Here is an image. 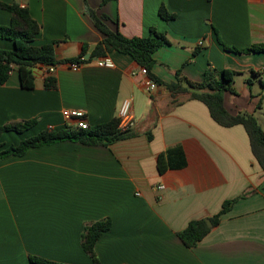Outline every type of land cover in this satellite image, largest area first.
Segmentation results:
<instances>
[{"label":"crops","instance_id":"obj_1","mask_svg":"<svg viewBox=\"0 0 264 264\" xmlns=\"http://www.w3.org/2000/svg\"><path fill=\"white\" fill-rule=\"evenodd\" d=\"M29 9L41 27L33 45L56 43V88H47L45 67L34 88H24L15 67L0 85V128L35 120L22 133L2 132L4 147L18 145L66 121L64 110H83L91 126L119 118L126 99L136 126L129 138L109 146L69 140L0 160V264H33L31 256L67 264H92L81 245L85 227L105 219L110 229L95 244L100 264H264V170L253 157L242 125L223 127L208 106L181 93L174 101L164 86L148 93L142 67L118 51L83 63L74 72L64 62L95 50L104 35L86 14L84 0H0ZM112 31L147 38L165 33L169 45L154 54L152 75L166 84L177 72L192 83L207 68L238 73L236 94L226 92L231 115L253 114L264 129V53H233L264 44V0H86ZM165 6L172 20L160 17ZM0 8V25H10ZM201 42L202 44H199ZM0 49L14 43L0 39ZM92 56V54H91ZM255 72H252V71ZM251 78L252 84L247 80ZM170 153L176 167L161 174L158 155ZM158 185L164 186L163 190ZM218 225L193 248L178 233L209 219L224 201L246 191Z\"/></svg>","mask_w":264,"mask_h":264},{"label":"trees","instance_id":"obj_2","mask_svg":"<svg viewBox=\"0 0 264 264\" xmlns=\"http://www.w3.org/2000/svg\"><path fill=\"white\" fill-rule=\"evenodd\" d=\"M112 0H103V4H107ZM86 7V14L93 22V25L105 36L101 43L97 44L92 56L84 62L91 61L94 58L102 59L113 51H118L122 54H127L133 57L134 61L147 72V75L154 80L157 85L164 86L171 96L175 99L181 94L186 93L188 100H199L208 106V111L211 118L223 127H234L242 125L247 130L250 140L252 153L254 159L264 170V129L259 124L258 120L253 114L239 113L231 115L224 104V94L232 92L236 94L234 89L235 76L238 74L232 70L224 69L221 71L207 68L204 72V79L200 83H192L181 77V72H177V82L166 84L164 81L152 75L151 71L156 63L154 57L155 52L163 45H169L166 34L157 31L155 28L151 29V34L147 38L133 37L128 38L119 31H112L105 23L106 17H99L98 13L92 9L84 0ZM0 8L9 11L11 15L10 25H0V39H8L14 43V49L8 51L7 49H0V85L7 82L10 78L11 72L16 67L20 75V83L24 88H34V80L36 79L35 70L39 67L56 66L61 61L55 57V45L52 42L41 47H36L33 42L36 36L40 33V25L31 18L29 9L18 4H5L0 2ZM160 17L165 20H172L176 17L170 14L165 6H161ZM224 48L233 53H264V44L252 45L246 49H235L233 47ZM87 49L84 48L82 55L78 58H72L69 61L78 62L81 58H85ZM252 72H255L254 70ZM255 75H263L261 73H254ZM252 84V79L247 80ZM47 88L55 89L56 82L52 76H48L46 83ZM264 87V79L262 80ZM264 89V88H263ZM177 104L181 103L179 100ZM36 123L35 120L24 121L18 123H10L3 125L0 128L2 132L15 131L22 133L30 129ZM120 119L114 118L111 121L98 125L90 126L89 129H76L72 126H67L65 129L58 132L49 130L43 131L38 135L29 139H24L18 145L4 147V143L0 142V160L11 156H23L30 149L42 147L45 145H53L62 141L78 142L90 146H109L116 141L119 142L133 135L132 131L121 132ZM170 153L166 156L162 153L158 155L157 165L161 174L168 169L176 167L177 165L170 162ZM252 192L250 190L243 193L241 196L224 201L221 210L209 218L212 227L218 225L221 217L229 212L237 200L247 197ZM111 227V220L105 219L95 223H90L85 227L82 235L81 245L83 250L92 258V264H100L99 259L95 254V244L101 236L107 232ZM212 228H209L206 219H197L191 221L188 226L178 233L183 244L188 248H193L202 239H204ZM30 262L33 264H67L58 263L45 260V258L31 256Z\"/></svg>","mask_w":264,"mask_h":264},{"label":"built area","instance_id":"obj_3","mask_svg":"<svg viewBox=\"0 0 264 264\" xmlns=\"http://www.w3.org/2000/svg\"><path fill=\"white\" fill-rule=\"evenodd\" d=\"M199 44H202L199 42ZM85 58H81L78 62L75 61H66L64 62V65L69 67L71 70H74V72H77L80 70L81 66L83 65ZM98 66L103 67L107 63L104 59H101L98 61ZM46 72L48 75H53L56 72V66H48L45 67ZM142 74L144 76V89L148 93H152L157 89V83L152 80L148 75L145 70L142 69ZM132 105V100L131 99H126L123 104L121 105L119 109V119H120V126L118 129L121 132H126V131H131L133 128L136 126V120L133 116V112L131 109ZM63 117L66 121L71 122L72 120L75 121L74 124H71L72 128L76 129H89L91 124L87 119V113L83 110H64L62 112ZM48 130L52 132V127L48 126ZM158 189L163 190L164 186L158 185Z\"/></svg>","mask_w":264,"mask_h":264},{"label":"water","instance_id":"obj_4","mask_svg":"<svg viewBox=\"0 0 264 264\" xmlns=\"http://www.w3.org/2000/svg\"><path fill=\"white\" fill-rule=\"evenodd\" d=\"M91 54H92V50H90L87 55L85 56V60H88L91 58ZM211 220L207 219L206 223L208 225L209 228H212V223L210 222Z\"/></svg>","mask_w":264,"mask_h":264}]
</instances>
